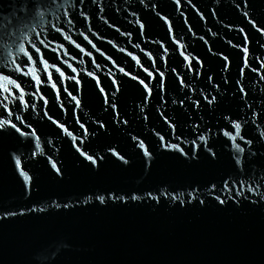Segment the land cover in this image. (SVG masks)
Segmentation results:
<instances>
[{
	"label": "water",
	"instance_id": "95a60500",
	"mask_svg": "<svg viewBox=\"0 0 264 264\" xmlns=\"http://www.w3.org/2000/svg\"><path fill=\"white\" fill-rule=\"evenodd\" d=\"M0 119V264H264V0H0Z\"/></svg>",
	"mask_w": 264,
	"mask_h": 264
},
{
	"label": "snow or ice",
	"instance_id": "6c2138e0",
	"mask_svg": "<svg viewBox=\"0 0 264 264\" xmlns=\"http://www.w3.org/2000/svg\"><path fill=\"white\" fill-rule=\"evenodd\" d=\"M141 2L143 3V0H141ZM177 2H179V0H177ZM157 15H159V13H158ZM257 31H260V30L257 28ZM85 39H87V37H85ZM89 43H91V41H89ZM76 47L79 48V50H80L81 52L84 51V49L81 48L80 45H76ZM93 47H95V46L93 45ZM245 50H247V49H245ZM24 55L27 57V59L23 62L24 64H27L28 62L32 61V60L35 58V59H36V63H37V65L39 66V64H40V60L38 59V57H39V55H40V49H39V48H35V51L32 52L31 54H29L28 52H25ZM132 59L135 60L136 57L133 56ZM48 67H49V65H48L47 63H45V64H44V71H45V72H47ZM69 67H71V66H69ZM246 67L248 68V71H250V72H258V69H257L256 67H252V66H250V65H246ZM75 71H76V70L73 68V69H72V72H75ZM121 71H123V69H121ZM15 72L19 73L20 76H25V75H27V74L23 71V68H22L21 65H17V66H16V68H15ZM55 72L58 73V76L55 77V83H53L51 87H52V89H56V90L58 91V89H57V84H62V78H65V71H61V69H60L59 67H56V68H55ZM125 75H127V73H125ZM152 75H153V73H152L151 71H148V72H147V76H148V77H151ZM241 75H242V76H243V75H246V73L242 70V71H241ZM5 78L7 79V77H5ZM49 78H52V77H49ZM68 78L73 79L74 82H75V85H79L80 81H79V80H76L74 77H71L70 74H69V77H68ZM42 79H43V77H42ZM93 79H95V77H93ZM132 79H133V80H136L137 77L133 76ZM10 83H12V84L15 85V89H16L17 92L19 93V97H20V98H23V96H24V88L22 87V84H21V83H17L16 80H11ZM30 83H31V81H30ZM139 83H140L141 85H143V88L145 89V91H150V89H149V85H148L147 83H145L144 80H140ZM159 83H161L160 80H158V84H159ZM237 85L239 86V92L241 93V95H242V96H243V95H247V93H246L245 90H244V87L241 85V82H240L239 80L237 81ZM4 91H7V89H5ZM64 91L67 92V89L65 88ZM71 98H72L73 100L76 99L75 96H72ZM213 99H214V98H213ZM208 102L211 103L212 101L209 100ZM24 106L26 107V106H27V103H26ZM17 108H20V105H17ZM9 115H11V112H10V111H9ZM15 119H16L17 121H21V118H20L19 115H17V116L15 117ZM52 122H53L54 124L56 123L55 120H53ZM21 123H23V121H21ZM4 126H7V127L11 128L12 130H14L15 133H18L20 136H25L26 134L31 135V133H26V129H25V130H22L21 127H18L16 123H12V122L9 121L8 119H0V131H3ZM80 127L83 128V125L81 124ZM240 127H241L240 124H235V125H234V128L237 129V130H239ZM69 135H71V133H69ZM225 135H228V133H225ZM140 147L143 148L144 145L141 144ZM173 147H175V145H173ZM77 150L79 151V149H77ZM239 150H240V151H243L242 148L239 149ZM83 154H84V153H81V155H83ZM147 154H148V153H145V155H147ZM87 159L90 160L93 164L96 163L95 159H93L92 156H88ZM17 165H19V161H17ZM52 167L55 168L56 165L53 164ZM108 198H109V199H112L113 197H112V196H109ZM114 198H115L116 200H122V199H123V197H121V196H115ZM130 198H131L132 200H136V199H137V197H136L135 195L131 196ZM97 199H99L100 202L103 203L105 197H103V196H98ZM201 203H203V201H201ZM220 203H223V201H220ZM11 215H15V213H11Z\"/></svg>",
	"mask_w": 264,
	"mask_h": 264
}]
</instances>
